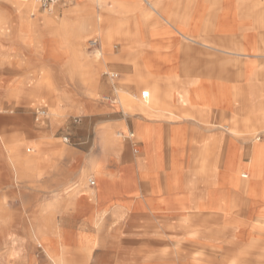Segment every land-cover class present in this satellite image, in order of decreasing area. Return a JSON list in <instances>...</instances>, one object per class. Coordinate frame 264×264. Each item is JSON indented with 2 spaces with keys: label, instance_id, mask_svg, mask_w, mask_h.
I'll use <instances>...</instances> for the list:
<instances>
[{
  "label": "rangeland",
  "instance_id": "obj_1",
  "mask_svg": "<svg viewBox=\"0 0 264 264\" xmlns=\"http://www.w3.org/2000/svg\"><path fill=\"white\" fill-rule=\"evenodd\" d=\"M142 2L147 4L140 0ZM217 3L218 0L211 11ZM156 5L158 9L159 2ZM107 6L109 10L100 14L101 21H97L93 29L88 25L90 30L87 29L83 35L80 53L76 52L72 40L65 39L59 43L62 54L55 55L50 50L49 39L42 36L39 30L33 32L30 49L16 41V30L12 25L15 13L11 0H0V181H8L13 186L11 189L0 190V239L7 247L6 264H15L24 259L21 255L22 247H26L27 240L33 251L34 264H204L209 260L211 264H264V239L256 235L249 236L247 231L242 234L232 228L225 236L219 237L189 235L205 229L202 230L199 225L200 218L194 221L195 224L191 222L186 226L180 221L182 217L193 215L192 208L199 198L198 190H191L192 186L184 178L179 180L181 189L173 190L177 193L173 197L176 204L170 211L172 215H168L160 206L163 200L155 197L161 192L160 187L140 192L136 188H129L126 172L120 169L115 173L111 170L114 161L122 165L132 158L131 146L117 136L118 132L127 130L118 120L122 121L124 114H132V106L136 105L129 96L134 90H127L126 95V92L122 93V86L135 85L136 80L137 87L146 92L153 84L150 85V81L139 76L111 81L103 72H120L117 65L125 61L116 59V56H125V52L134 48L135 44L147 43L144 40L147 21L137 26V13L148 11L150 17L155 18L157 10L144 7L133 10L111 4ZM37 9L40 14L47 12L39 5ZM88 9L84 2L66 0L57 3L54 8L73 30L84 29L82 22L88 24L91 20ZM166 9L170 15H177L171 13L169 8ZM214 12L210 13L213 23ZM38 13L35 12L32 19ZM155 27V24L150 25L147 35L154 36L157 32ZM103 33L108 34L107 41H103ZM135 33L137 35L134 37ZM134 39L140 42L134 43ZM91 40H97L95 46H90ZM155 46L162 48L163 55L169 50L165 48L167 45ZM138 48L142 51V57L138 59L137 68L151 70L153 66L145 67L148 61L143 57V49L146 48L141 45ZM96 50L102 52L100 57L94 56ZM150 75L151 81L159 79L154 78L153 72ZM19 80L23 87L20 93L7 95L6 85ZM37 82L43 86L42 93H30ZM110 82H116L114 88L117 93L107 101L103 97L111 95ZM116 95L119 102L113 101ZM154 95L156 105L150 109L144 107L149 113L142 112V115L151 118L164 113L171 114L170 105L164 101L170 95L161 97L159 86ZM233 95L231 101L236 100L240 92H233ZM226 97L228 103L229 96L226 94ZM187 104L190 108L198 107L197 104ZM211 105H204L210 108V116ZM43 106L47 117L41 122H35V110ZM55 110L57 116L52 114ZM258 112H248L242 121L243 124L245 121L248 129L242 124L243 128L239 131L234 128L237 118L235 110L221 124L218 120L215 122L210 119L211 127L218 124L228 126L227 137L233 145L237 144L241 149L240 143H249L248 151L239 157V170L242 172L251 154L254 155L253 146L256 143L262 145L264 160V110L259 108ZM180 116L191 115L183 111ZM145 127L148 134L134 128L136 140L150 141L153 129L148 124ZM260 134H263V138H260ZM237 136L242 140H234ZM65 137L67 142L63 140ZM106 139L116 140L121 149L116 150L107 145ZM12 141L22 143L20 149L23 155L37 157L27 173L18 179H15L12 172L10 175L2 172L6 169L12 171L5 151V145ZM214 142L216 145L213 150L205 151L209 153L207 160H211L214 154L215 159L229 158L227 152L230 147H227L226 156L222 152L220 154V148H224L223 143L218 140ZM190 144L200 147V142L192 141L182 142L181 147ZM27 148L32 151L27 152ZM197 150L188 153L179 151L178 156L172 159L173 174L182 171L184 175L196 177V159L201 154ZM90 158L99 162L101 171L90 167ZM136 158L137 169L143 178L145 171L150 172L156 167L154 163L148 170L143 164L147 157ZM243 159H246L245 163ZM260 169V175L264 177V161ZM90 178L96 182L94 187L88 185ZM197 185L202 188L199 182ZM212 188L219 192L214 195L216 203H234L232 208L235 212L225 213L227 216H235L239 224L251 222L257 203H264V200L231 191L227 187L217 190L214 186ZM194 227L196 229L193 230ZM245 227L247 229V225ZM27 228L29 237L25 236Z\"/></svg>",
  "mask_w": 264,
  "mask_h": 264
},
{
  "label": "crops",
  "instance_id": "obj_2",
  "mask_svg": "<svg viewBox=\"0 0 264 264\" xmlns=\"http://www.w3.org/2000/svg\"><path fill=\"white\" fill-rule=\"evenodd\" d=\"M154 1L159 2V7L155 12V18H150L144 26V40L151 45H169L170 49L165 52L166 60L152 57V51L149 48L143 49V57L153 66L151 70L122 63L117 65L120 72H116L117 76L110 79L125 80L139 76L150 81V85L153 84L147 88V91L157 90V86H159L161 97H164L165 94L170 95L168 98H164V101L170 105L171 114L164 113L158 117H144L138 109L144 90L142 91L137 87L136 80L135 85H123L122 93L125 94L126 92V95L128 94L127 90H134L129 96L136 102V105L132 106L134 111L132 114H124L122 121H118L127 127L125 131L134 132V128H138L142 132L146 129L145 125L148 124L154 133L149 142L143 139L125 138L124 141L132 148V158L122 165L116 164L113 160L114 165H112L111 170L115 173L119 172L120 169L122 172H126L129 178V188H136L142 192L160 187L161 192L155 197L163 200L160 203L163 212L172 215L170 211L176 204L173 197L177 194L173 191L174 186L171 184L173 157H177L178 152L182 150L185 153L196 149H199L197 151L204 149L212 151L215 146L212 147L211 142L215 140L223 143L224 148H220V154L222 152L226 155L228 148L225 142H230V140L226 133L228 128L221 127V122L230 118L235 110L237 115L235 130H242L243 127L248 129L245 121L244 124L242 122L246 114L248 112L255 114L259 108L264 110V0H218L213 11L209 9L212 0H151V2ZM142 7L147 10L150 9L148 4L144 2H142L140 9ZM164 8H169L171 13H176L175 19L171 21L164 19L159 14V11ZM212 12L215 13V30L209 33L208 39L214 41L216 45L225 46L224 49L228 51H217L189 41L185 39L184 33L181 31L184 30L185 33L191 34L197 33L202 28L205 18ZM183 15L186 16L185 20ZM152 24L156 25L157 32L154 36H149L147 32ZM236 46L242 47L244 51L233 50ZM150 71L153 72L154 78L160 80L151 81ZM168 77L171 79L167 80ZM196 81L197 83H195ZM115 85H117L116 82L111 84L109 100L115 95ZM237 91L240 92V96L231 101V95ZM196 92L217 94L216 100L211 105V116L210 108L204 106L206 101L195 98ZM223 93L229 96L228 103L221 100L220 94ZM184 94L196 99L198 107L190 108L184 100ZM183 111L185 113L188 111L191 116L181 117ZM210 119L212 121L218 120L220 124L211 127ZM260 138H263V134H260ZM234 140L238 141L242 138L237 136L234 137ZM184 141L200 142V147L192 144L181 147ZM233 146H236L239 157L249 149L247 142L240 143L241 149L237 144ZM147 153H154L152 154L153 157L160 160L159 165L150 171L152 175L143 178L137 169L136 157L144 159L147 157ZM244 160L246 159H243V162ZM2 172L5 175H10L12 171L6 169ZM12 187L10 182L0 181L1 191ZM263 207L264 203L258 202L252 217L262 211ZM155 221L158 222V220ZM26 230L25 236L29 237V228ZM155 235H157L156 232ZM3 246L1 238L0 264H6L7 247L4 246L3 248ZM22 249L21 255L24 256V259L15 264H34V255L28 240L26 247L23 246Z\"/></svg>",
  "mask_w": 264,
  "mask_h": 264
},
{
  "label": "bare ground",
  "instance_id": "obj_3",
  "mask_svg": "<svg viewBox=\"0 0 264 264\" xmlns=\"http://www.w3.org/2000/svg\"><path fill=\"white\" fill-rule=\"evenodd\" d=\"M69 2H84L86 6H88V13L89 17L91 20L89 22L83 23V28L82 30H77V29H72L69 23H67L64 19L60 18L58 13L55 12L54 6H52L49 10H47L46 13H38V0H11V4L15 13V16L13 17L12 20V25L15 27L16 30V41H20L23 43L25 46L27 45V48L30 49L31 47V42L33 41V32L39 30L41 32V35L44 37H47L49 39L50 43V50L55 54V55H61L62 54V49L59 47V43L62 42L65 39H69L73 41V46L75 47L76 52L80 53V46L82 44V38L84 33L86 31L90 30L88 28V25L91 26L93 29L96 22H100V14L101 12L103 13L104 10H109L107 4L115 5L116 7L118 6H126L128 8H132L135 10L138 7L141 6L140 0H66ZM147 2L151 10H157L156 7V2H150L147 0H144ZM217 0H212L211 7L215 4ZM6 7V6H5ZM139 10V9H138ZM149 10V9H148ZM37 12V17L35 19H32V16ZM210 12V11H208ZM161 15L163 18H166L168 21H171L172 19H175L176 15L172 16L169 14L168 9H162L160 11ZM150 13L147 12H139L137 13L136 17V25L141 26L144 22L148 21L150 17ZM184 20L186 19V16H182ZM1 18V17H0ZM182 18V20H183ZM2 20V19H1ZM105 22V21H104ZM103 23V22H102ZM113 23V22H112ZM12 29V28H11ZM88 29V30H87ZM215 30L214 23H213V16L209 14L205 18L204 23H202V28L198 30L197 33L191 34V33H185L184 30H181L184 33L185 39L199 43L201 45H205L207 47H210L211 49L217 50V51H226L227 49L225 46H220L214 44L215 42L212 40L208 39L209 33L213 32ZM12 31V30H11ZM107 32V31H106ZM99 34V33H98ZM137 35L135 33L134 37ZM102 39L103 41H107L108 39V34L103 33L102 34ZM9 39H7L8 41ZM13 41V39H12ZM15 41V40H14ZM97 40H91L90 46L94 45V42ZM134 43H139L140 41L137 39L133 40ZM143 48H148L150 47L151 50H154L152 52L153 54L152 57H159L162 58L163 60H166V54H161V49L158 48L155 45H151L148 43H139ZM140 45L135 44L133 46L134 48L130 49L128 52H126V55H120L116 56V59L118 60H124L125 63L127 64H134V66L137 68L139 65L138 59L140 60L142 57V51L140 50ZM179 46V45H178ZM137 47V48H136ZM131 48V47H130ZM167 49H170V46L167 45ZM233 50L237 52H243V48L240 46H236L233 48ZM103 51V50H102ZM109 51V50H108ZM160 51V52H159ZM228 51V50H227ZM256 52V51H255ZM85 54V53H84ZM89 54V53H88ZM87 55V54H85ZM102 55V52L99 50H96L94 53V56L100 57ZM241 55V53H240ZM110 59V57L108 58ZM115 59V60H116ZM146 68H151V64H148V62L145 64ZM106 74H115L117 76V73L114 72H103ZM168 80L171 79V77L166 78ZM114 80V79H111ZM197 83V81L195 82ZM6 93L7 95L10 96H15L16 94L18 95L20 93V89L22 87V82L16 81V83L13 84H8L6 85ZM42 87L40 83H36L34 85L33 89H30V93H36V94H41L42 93ZM118 87V86H117ZM23 88V87H22ZM117 93V90L114 88ZM28 91V90H27ZM29 94V92H28ZM118 95V94H117ZM116 95V96H117ZM195 98L197 100H205L206 105L212 104L216 100L217 94H212V93H199L196 92ZM233 95V94H232ZM35 96V95H34ZM39 96V95H38ZM119 96V95H118ZM118 96L116 97V100H118ZM184 100L188 102L189 104H196V99H193L190 95L184 94ZM234 96V95H233ZM24 97V96H23ZM105 100L109 101L108 96L103 97ZM220 98L222 101H227L226 95L220 94ZM232 99V98H231ZM28 102V100H27ZM119 102V100H118ZM29 103V102H28ZM117 103V102H116ZM156 105V99L154 95V90H148L143 93L140 99V103L138 105V109L140 112H146L149 113V111H145L144 107H148L150 109L152 106ZM168 109V108H167ZM58 110V108H56ZM54 111V115L57 116V111ZM169 110V109H168ZM162 111V110H161ZM167 111V110H165ZM162 113V112H161ZM160 113V114H161ZM259 113V112H258ZM141 115V114H140ZM191 115V114H190ZM142 116V115H141ZM187 117V116H186ZM140 119V118H139ZM221 127H227V125L222 124ZM143 134H148L147 133V128L142 131ZM117 136L121 139H125L127 137L132 138V140L135 139V135L131 131H125V132H118ZM116 141V140H115ZM115 141H112L110 139H106L105 143L109 146H112L114 149L119 150L121 149L119 144H117ZM119 141V140H118ZM103 143V140H102ZM21 142L19 141H12L8 145H5V151H6V156L8 159V162L11 166L12 173L14 174L15 179L22 178L28 171V168L31 167L35 162H36V156L32 155H23L21 153ZM225 144H227V147H230L228 150V155L229 158L226 157H220L215 159L216 155L212 157L211 160L208 159V154L205 153L206 149L201 150V154H199L198 158L196 159L197 164H195V170L198 173L196 177L194 176H188L184 175L182 171L176 172V174L172 175L171 178V184L174 186L173 188L176 189H181L182 186H179V180H184L190 184L191 190H198V201L197 204L192 208V213L193 215L189 217H182L180 221L184 226L187 224L194 222L197 218H200V227L203 229H208V232H192L189 235H207V236H225L226 232L229 231V229H236L237 233H245L246 231L248 232L249 236L256 235L257 238H263L264 239V210L260 211L255 217H252V221L249 223L243 222V224H239L238 219L234 216H227L225 211L229 212H235L233 211V206L234 203H227V204H222L216 203L215 201V194H219L218 191L213 190V186L219 189H225L226 187L235 192H241V193H246L250 196L259 198L261 200H264V177L261 176L260 174L262 172L260 169V165L264 161L262 158V145L260 144H255L253 146V152L254 155L251 154L250 158L247 160V166L244 168L245 171H240L239 169V156L238 150L236 146L231 145L232 143L226 141ZM213 146L216 145V142L212 143ZM104 146V145H103ZM107 147V146H106ZM29 150V151H28ZM31 148H27V152H31ZM154 154V153H152ZM152 154H149L147 158L143 161V164L145 167L150 170V167L156 163V166L159 165V158H154ZM227 156V154H226ZM241 158V157H240ZM245 163V162H244ZM89 164L90 167L93 169H96L98 171H101V166L97 160L94 158L89 159ZM258 167V168H257ZM145 177L148 178L151 176L149 171H145ZM210 174H215L214 176H210ZM243 174H246V178H243ZM202 186L200 188L197 184ZM161 190V188H160ZM185 190V189H184ZM90 191V190H89ZM178 191V190H176ZM91 192V191H90ZM141 192V191H140ZM217 192V193H216ZM92 193V192H91ZM181 192L179 191L178 194ZM222 191L220 192L221 195ZM153 196V195H152ZM90 197V196H89ZM147 197V196H146ZM145 197V198H146ZM149 201V200H148ZM160 202V201H159ZM183 209L186 208L184 206H181ZM153 212V211H152ZM189 215V214H188ZM247 220V219H246ZM193 224V225H194ZM247 225V229L245 227ZM190 227V226H189ZM182 229V228H180ZM196 229L195 227L193 230ZM199 229V228H197ZM185 230V228H184ZM38 233V232H36ZM35 233V234H36ZM235 233V232H234ZM246 234V233H245ZM229 235V234H228ZM239 235V234H237ZM231 236V234H230ZM242 236V235H241ZM240 237V236H239ZM242 238V237H241ZM246 237H244L245 239ZM261 240V239H260ZM259 241V240H258ZM262 241V240H261ZM264 241V240H263ZM183 243V242H182ZM215 244V243H214ZM219 252V251H218ZM221 252V251H220ZM166 257V256H165ZM182 258V257H181ZM198 259V257H197ZM211 261H206L204 264H211ZM261 262V261H260ZM192 264H195L192 262ZM202 264V263H201ZM232 264V263H230Z\"/></svg>",
  "mask_w": 264,
  "mask_h": 264
},
{
  "label": "built area",
  "instance_id": "obj_4",
  "mask_svg": "<svg viewBox=\"0 0 264 264\" xmlns=\"http://www.w3.org/2000/svg\"><path fill=\"white\" fill-rule=\"evenodd\" d=\"M62 0H38L39 6L42 9H46L49 10L52 6H54L55 4L61 2ZM96 44V42H94V45ZM110 78H115L116 75L115 74H107ZM47 117V111L45 109V106L37 108L35 110V122H41L43 121L45 118ZM65 142L68 141V139L65 137L63 139ZM29 151V150H28ZM243 178L246 177V174H243L242 176ZM88 185L90 187H94L95 185V180L94 179H89L88 180Z\"/></svg>",
  "mask_w": 264,
  "mask_h": 264
}]
</instances>
